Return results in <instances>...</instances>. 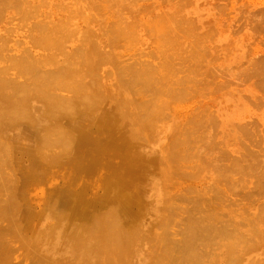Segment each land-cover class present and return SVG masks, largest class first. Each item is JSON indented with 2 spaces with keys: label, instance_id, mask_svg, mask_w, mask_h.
I'll return each instance as SVG.
<instances>
[{
  "label": "rangeland",
  "instance_id": "1",
  "mask_svg": "<svg viewBox=\"0 0 264 264\" xmlns=\"http://www.w3.org/2000/svg\"><path fill=\"white\" fill-rule=\"evenodd\" d=\"M26 26L36 28H33L36 37L48 36L49 30L53 38H65L66 30L87 35L90 43L99 42L101 48L94 44L102 51L112 48V57L118 56L116 60L121 66L148 70L150 87L136 85L126 90L130 94L128 99L131 97L134 102L127 112L144 115V109L153 112L151 109L159 102L158 126L170 130V134L162 136L160 146L165 152L162 154L161 150L160 154L167 156L170 143H178L174 146L179 154L177 159L174 157V171H169L166 158L163 169L168 173L160 186L161 196L167 198L161 207L165 208L161 219L166 228H162L163 223L154 228L166 235L163 250L170 253L168 264H264V0H0V45L6 46L5 52L14 54L23 47L30 48L29 53L34 57L40 55V51L26 43ZM61 28L64 31H58ZM103 32L107 37L101 35ZM109 37L113 39L111 47ZM126 39L130 41L127 43ZM84 48V42H69L64 47L66 52L73 53L80 49L82 56V52L88 51ZM57 64L46 67L49 74L62 73L69 66L60 60ZM104 71L108 74L111 70H98L101 74ZM44 72L48 73L47 69ZM83 72L77 77L91 83V87L81 92L84 97L90 92L91 96L94 94L95 79L108 85L102 82L99 73L87 76ZM105 96L99 91L98 99ZM170 127L175 128V136ZM148 135L152 137L151 143H155L157 138ZM142 143L149 151L151 145ZM17 154V150L0 153V179L6 186L0 195L2 204L15 192L16 178L20 177L14 165ZM91 174L97 180L99 175ZM47 188L31 191L36 199H32L28 208L33 215L31 226L39 227L36 230L28 231L25 222L16 223L10 210L0 218V244L9 248L3 262L44 264L34 259L29 246L35 241L34 233L43 230L42 226L45 231L53 225L43 217L47 215L44 212ZM196 222L204 228L193 233L198 227ZM72 231L71 225L68 232ZM149 247L153 246H147L151 250ZM70 254L74 253L58 250L64 264H75Z\"/></svg>",
  "mask_w": 264,
  "mask_h": 264
},
{
  "label": "bare ground",
  "instance_id": "2",
  "mask_svg": "<svg viewBox=\"0 0 264 264\" xmlns=\"http://www.w3.org/2000/svg\"><path fill=\"white\" fill-rule=\"evenodd\" d=\"M67 13L69 14V11ZM48 15L50 16V13ZM35 26L38 27L37 24ZM33 28L24 27V38L32 48L40 51V55L34 57L29 53L30 48L28 50L23 47H19L17 53L13 54L9 50L5 52L6 46L4 48V45H0V62H4V65L0 66V153L10 154L12 150H17L14 165L21 177L16 178L15 192L12 191L9 199H4V204L0 203V218L8 215L10 210L16 223L25 222L28 231L36 230L38 225L31 226L33 215L28 208L32 199H36L31 191L48 186L49 193L47 191L48 195L43 199L47 205L44 210L47 215L43 217L53 225L45 231L42 226V231L34 233L35 241L30 243L29 250H32L36 261L44 264H64L65 259L58 256V250L65 249L68 253H74L70 254L69 258H72L75 264H168L170 253L163 250V245L167 242L166 235L164 231L158 233L154 228L162 223V228L165 227L161 219L165 208L161 207L166 204L167 198L163 194L161 196L160 186L164 183L168 171L166 173L163 165L168 163L169 171H174V157L177 159L179 156L174 146L178 143L170 141L169 154H160L161 150L162 154L165 152L160 146L162 136L170 134V130L168 132L166 127L158 126V118L161 116L159 100H154L158 103L151 109L153 112L148 109H144V115L127 112L129 105L133 108L134 102L131 97L128 99L130 94L126 90L136 85L150 87L152 81L148 70L121 66L122 63L116 60L118 56L112 57V48L102 51L97 48L99 42H94L98 43V46L90 43L87 35L83 36L78 32L74 34L73 30L64 31L62 27L58 31L66 32L67 36L63 35L65 38L51 37V30L48 31V36L44 34V37H36L33 36L36 28ZM103 34L104 32L101 33ZM103 36L107 37L105 34ZM112 37L115 38L113 34ZM112 40L109 37V47L112 46ZM127 40L129 39L125 42ZM108 41L106 40V43ZM2 42L5 43L6 40ZM69 42H84V49L88 51L82 52L84 56L79 54L80 49H76L78 51L74 53L66 52L64 47ZM59 60L69 63V66H66L62 73L49 74L46 67L55 66ZM71 60L74 64L70 63ZM101 68L111 71L101 74L98 72ZM46 69L48 73L44 72ZM83 70L87 76L99 73V78L108 85L101 82L100 84L95 79L92 84L95 95L91 96L90 92L87 93L88 97H84L81 92L91 87V83L85 82V78H78L80 73H84ZM101 90L106 94L102 100L98 99ZM135 91L133 90V93ZM173 131L174 127L171 134L175 136ZM148 133L157 138L155 143H151L152 137L150 138ZM173 136L171 137L174 138ZM142 141L151 145L149 151ZM76 168H79V171L75 170ZM156 170L160 172L156 173ZM93 172L99 175L97 180L93 178ZM5 188V182L0 179V195ZM71 225L73 231L68 232ZM201 228L204 227H196L193 233H198ZM208 231L206 235H210L207 234ZM14 232L17 235V231ZM210 237L213 235L209 236V240ZM203 239L201 237V240ZM149 244L153 246L149 247L151 250L147 249ZM8 252L9 248H5L3 243L0 244V264H8L3 262L4 255Z\"/></svg>",
  "mask_w": 264,
  "mask_h": 264
}]
</instances>
